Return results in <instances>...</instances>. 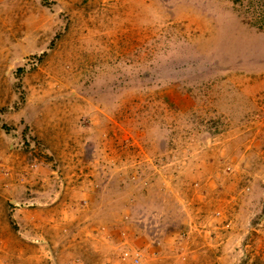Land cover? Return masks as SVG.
<instances>
[{
    "label": "rangeland",
    "instance_id": "374dc122",
    "mask_svg": "<svg viewBox=\"0 0 264 264\" xmlns=\"http://www.w3.org/2000/svg\"><path fill=\"white\" fill-rule=\"evenodd\" d=\"M249 1L0 0V264H264Z\"/></svg>",
    "mask_w": 264,
    "mask_h": 264
},
{
    "label": "trees",
    "instance_id": "16d2710c",
    "mask_svg": "<svg viewBox=\"0 0 264 264\" xmlns=\"http://www.w3.org/2000/svg\"><path fill=\"white\" fill-rule=\"evenodd\" d=\"M238 2H240L241 0H237ZM253 6H256V8H254ZM249 8L251 9L252 12L256 11L257 8L260 9V14L261 16L264 17V0H250L249 1V7H247V11H249Z\"/></svg>",
    "mask_w": 264,
    "mask_h": 264
},
{
    "label": "built area",
    "instance_id": "2783aa9c",
    "mask_svg": "<svg viewBox=\"0 0 264 264\" xmlns=\"http://www.w3.org/2000/svg\"><path fill=\"white\" fill-rule=\"evenodd\" d=\"M125 254H128L127 252ZM133 260L135 262H139V258H138V255L136 254L135 256H133Z\"/></svg>",
    "mask_w": 264,
    "mask_h": 264
}]
</instances>
